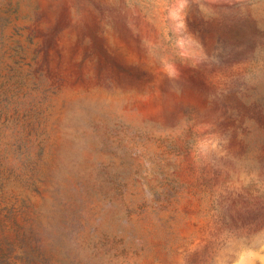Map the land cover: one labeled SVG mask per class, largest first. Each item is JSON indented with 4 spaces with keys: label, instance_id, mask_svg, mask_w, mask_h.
Here are the masks:
<instances>
[{
    "label": "rangeland",
    "instance_id": "obj_1",
    "mask_svg": "<svg viewBox=\"0 0 264 264\" xmlns=\"http://www.w3.org/2000/svg\"><path fill=\"white\" fill-rule=\"evenodd\" d=\"M0 264H264V0H0Z\"/></svg>",
    "mask_w": 264,
    "mask_h": 264
}]
</instances>
